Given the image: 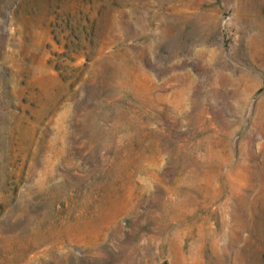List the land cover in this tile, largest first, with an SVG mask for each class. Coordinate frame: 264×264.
I'll list each match as a JSON object with an SVG mask.
<instances>
[{"label": "rangeland", "instance_id": "374dc122", "mask_svg": "<svg viewBox=\"0 0 264 264\" xmlns=\"http://www.w3.org/2000/svg\"><path fill=\"white\" fill-rule=\"evenodd\" d=\"M0 264H264V0H0Z\"/></svg>", "mask_w": 264, "mask_h": 264}]
</instances>
